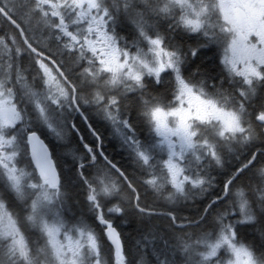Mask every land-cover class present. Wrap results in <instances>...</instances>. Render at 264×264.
Wrapping results in <instances>:
<instances>
[{"label": "snow or ice", "instance_id": "1", "mask_svg": "<svg viewBox=\"0 0 264 264\" xmlns=\"http://www.w3.org/2000/svg\"><path fill=\"white\" fill-rule=\"evenodd\" d=\"M113 259L264 264V0H0V264Z\"/></svg>", "mask_w": 264, "mask_h": 264}, {"label": "flooded vegetation", "instance_id": "2", "mask_svg": "<svg viewBox=\"0 0 264 264\" xmlns=\"http://www.w3.org/2000/svg\"><path fill=\"white\" fill-rule=\"evenodd\" d=\"M102 131H105V129H101ZM106 135H107V132H106ZM110 138V137H109Z\"/></svg>", "mask_w": 264, "mask_h": 264}, {"label": "trees", "instance_id": "3", "mask_svg": "<svg viewBox=\"0 0 264 264\" xmlns=\"http://www.w3.org/2000/svg\"><path fill=\"white\" fill-rule=\"evenodd\" d=\"M113 264H114V259H113Z\"/></svg>", "mask_w": 264, "mask_h": 264}]
</instances>
